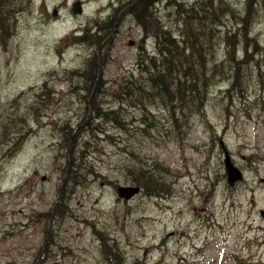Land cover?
<instances>
[{
    "label": "rangeland",
    "instance_id": "374dc122",
    "mask_svg": "<svg viewBox=\"0 0 264 264\" xmlns=\"http://www.w3.org/2000/svg\"><path fill=\"white\" fill-rule=\"evenodd\" d=\"M78 1L82 13L73 14ZM131 1L29 0L0 45V264H264V0H225L235 13L207 36L215 81L202 113L186 120L158 103L116 104L117 84L138 77L139 50L153 56L156 46L128 11L121 22L115 15L94 91L104 110L121 116L103 122L90 111L93 98L84 102L76 73L106 48L93 52L78 39L102 32L112 9ZM199 1L161 0L158 24L183 32L179 11ZM76 129L85 132L73 139ZM76 139L90 143L83 164L91 174L70 193L62 147ZM221 143L243 173L233 189ZM140 170L161 178L165 193L118 198V187L137 186ZM102 238L118 256L105 258Z\"/></svg>",
    "mask_w": 264,
    "mask_h": 264
},
{
    "label": "trees",
    "instance_id": "16d2710c",
    "mask_svg": "<svg viewBox=\"0 0 264 264\" xmlns=\"http://www.w3.org/2000/svg\"><path fill=\"white\" fill-rule=\"evenodd\" d=\"M160 1L133 0L126 4L119 3L111 11L113 16L109 17L103 23V26H100L102 32L98 31L93 36L87 34L86 37L78 39L82 40V42H88L90 45L92 44L94 47L92 48L93 52L106 48L105 54L107 55L104 58H96L94 55L88 62V70L84 74L76 73L84 81L83 85L79 88L80 91L85 93L84 96H87L83 97L84 102L88 98H93V100H89L90 102L87 103L91 104L90 111L93 113L94 119L103 122H117L118 117L121 116L119 110L110 108L104 110L97 95L100 94V91L95 92L94 89L95 87L102 86V70L109 61L108 51L110 50L108 48H111V44L109 45L110 42L106 39L107 34L109 35L112 29L115 28L114 24L118 23V20L119 22L122 21L121 16L127 11L133 16L138 26H141L144 40L151 36L154 38L156 52L152 56L147 54L143 48L139 50L140 53L137 59L138 77L135 78L133 74H130L128 77L123 78L119 85L117 84L118 88L113 93L118 99L116 104H121L122 101L128 99V101H133L131 103H137L145 109L146 105L158 103L163 108L168 109L172 117L178 111L179 118L181 117L184 120L192 115L202 113L207 101L208 89L214 83L215 75L219 68L218 66L211 67L207 60L209 59V54L213 55L212 47L209 44V37L211 33L213 34L214 29L222 25V19H226L229 15L233 16L235 10L225 0L199 1L179 11L182 14L181 17L183 19L181 20L184 30L181 33L173 34L171 30L165 29L158 24L155 8ZM25 2L29 3V0H0V45L4 48L7 41L13 35L12 29L17 17L16 15L22 13L21 7ZM19 3L20 6H18ZM179 7L181 8L182 6L179 5ZM179 12H177L178 15ZM240 23L242 25V34H240L241 36H245V29L250 24L249 17L245 16L241 19ZM179 25H181L180 21ZM100 33H104L102 37L99 36ZM208 35L209 37H207ZM102 41L103 45H101ZM225 42L230 47L228 48L227 46L229 55L234 54L236 48H232V45H229L226 39ZM93 52L92 55L94 54ZM243 56L249 57L248 48H244ZM233 64L230 66L232 71L235 68V62ZM85 86H88V88H85ZM93 95L96 96L92 97ZM174 121H176L175 118ZM84 132L76 129L73 139ZM96 133V137L92 135L96 139L100 135H106L104 131ZM89 146V142H84L82 146H79L76 139L62 147V150L66 148L70 151L67 154L68 150H66V154L64 155L66 164L63 171V174L67 177L65 185L68 184L70 193L82 185L88 175L91 174L89 169H86L83 164L84 151ZM159 169L163 171L161 166ZM139 172L141 176H137L134 182L148 196L160 197L161 194L165 193V184L161 178L156 177L153 173L147 175V172L143 170ZM64 201L63 211L67 212V199H64ZM63 216L64 213L61 218ZM101 248L107 260L108 257L106 255L109 252H113L112 250L115 251L117 256L119 254L118 247L116 246L111 247L110 250H106V243L103 238L101 239Z\"/></svg>",
    "mask_w": 264,
    "mask_h": 264
},
{
    "label": "water",
    "instance_id": "95a60500",
    "mask_svg": "<svg viewBox=\"0 0 264 264\" xmlns=\"http://www.w3.org/2000/svg\"><path fill=\"white\" fill-rule=\"evenodd\" d=\"M73 14H81L82 6L81 2L78 1L72 5ZM53 16H56L54 11ZM129 46H133V43L130 42ZM221 148L223 150V165L226 175L227 185L230 189H233L237 184L244 181L243 173L233 164L229 152L225 149L224 145L221 143ZM140 193V188L137 186H128V187H118L117 196L123 201H129L133 197L137 196Z\"/></svg>",
    "mask_w": 264,
    "mask_h": 264
},
{
    "label": "bare ground",
    "instance_id": "6f19581e",
    "mask_svg": "<svg viewBox=\"0 0 264 264\" xmlns=\"http://www.w3.org/2000/svg\"><path fill=\"white\" fill-rule=\"evenodd\" d=\"M137 187H139V186H137ZM140 188V187H139ZM140 190H141V188H140Z\"/></svg>",
    "mask_w": 264,
    "mask_h": 264
}]
</instances>
